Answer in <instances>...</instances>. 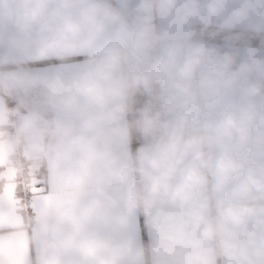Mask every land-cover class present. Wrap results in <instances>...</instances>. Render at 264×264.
<instances>
[{
    "label": "crops",
    "instance_id": "1",
    "mask_svg": "<svg viewBox=\"0 0 264 264\" xmlns=\"http://www.w3.org/2000/svg\"><path fill=\"white\" fill-rule=\"evenodd\" d=\"M187 2L176 0V6ZM191 2L199 15L185 22L175 14L155 18L154 38L146 54L125 66L126 71L148 75L151 85L157 86L165 135L186 119V139L204 121L237 106L248 83L259 84L255 99L258 105L264 104V51L253 54L236 49L230 53L236 59L245 58L249 65H244L204 48L211 40L203 31L191 35L193 25L264 32V0H222L214 15L209 13L214 0ZM138 3L0 0V194L5 197L0 201V225H13L11 231L0 233V242L6 247L12 243L16 251L30 245L32 264H241L220 244L229 239L223 230L222 208L243 175L235 173L220 184L215 161L224 147L208 140L193 148L178 166L169 181L173 187L181 182V170L189 166L198 168L204 178L190 189L186 203L174 201L170 195L152 197L144 184L145 200L134 204L130 184L122 180V174L158 142L132 150L127 111L119 119L111 118L117 105L123 102L127 106L126 98L110 100L101 107L79 91L80 85L94 77L102 49L115 43L132 51L131 34L139 24L134 12ZM95 6L109 16L102 29L89 32L82 13ZM71 25L79 31H71ZM125 25L127 31L122 30ZM198 47L204 50L203 60L191 77L185 78L181 68ZM172 48L178 52L176 63L163 71L160 66ZM242 68L247 69L243 74ZM206 77L220 82L219 95L201 88ZM233 78L234 83L226 84ZM192 95L196 96L194 102H190ZM8 124L14 126L32 168V188L41 184L47 190L45 201L29 210L31 220L20 205L10 202L18 188L9 165ZM262 135L264 127L257 121L249 144L243 149L232 147V154L247 167H264ZM234 144L230 142V146ZM197 151L204 153L203 160L194 158ZM40 163L45 174L37 177ZM256 203L259 206L264 200ZM180 228L198 247L165 240ZM209 228L215 229L216 235L205 236ZM247 231L255 232V246L264 242V226L255 220L249 222ZM94 240L118 241L123 250L113 257L93 250ZM189 257L194 258L190 261ZM253 259L264 264V257Z\"/></svg>",
    "mask_w": 264,
    "mask_h": 264
},
{
    "label": "clouds",
    "instance_id": "2",
    "mask_svg": "<svg viewBox=\"0 0 264 264\" xmlns=\"http://www.w3.org/2000/svg\"><path fill=\"white\" fill-rule=\"evenodd\" d=\"M221 3L222 0H214L209 5V13L212 15L218 13ZM134 12L138 16L139 24L131 34L132 51L129 52L125 47L115 43L105 47L98 54L99 62L94 77L79 86L81 93L89 96L101 107L113 99L123 101L141 87L151 89V80L148 75L138 71H126L125 66L132 65L137 57H143L146 54L154 38L152 21L155 18L164 19L175 14L181 22H185L189 17L199 15L197 6L191 0L179 7L176 6V0H139ZM82 15L86 28L91 32L103 28L109 13L95 6L86 9ZM70 30L79 31L75 25H71ZM122 30L127 31V26L125 25ZM177 54L175 48L167 52L160 66L163 71H169L175 65ZM203 57V48H194L181 68V75L185 78L191 77L201 64ZM246 71V68H242L241 74ZM234 82L235 78L227 81L226 84L231 85ZM220 87V82L210 77L201 81V88L212 95H219ZM184 90L187 91V89ZM259 93V84L244 85L241 101L237 106H229L225 113L204 121L187 139L184 133L186 119L182 120L179 125L166 133L154 150L142 152L135 165L126 169L121 177L124 182L130 184L131 199L134 204L144 202L145 193L142 187L144 184L148 185V193L152 197L161 194L170 195L174 201L186 203L190 199V189L200 185L204 180L199 169L189 166L181 170V182L175 187L169 181L193 148L208 140L221 144L224 152L215 161L220 184L225 183L235 173L242 172L243 175L233 189L229 202L222 208L223 230L229 239L222 240L220 244L230 257L240 261L241 264L245 262L256 264L254 256L264 257V242L258 247L255 246V232L247 231L251 220L264 226V204L257 206L256 203V201L264 200V167H247L232 154V147L243 149L249 144L252 138L251 128L255 122L259 121L264 127V104L258 105L255 99ZM195 100L196 96L192 95L190 102ZM127 110V106L122 102L113 110L111 118L119 119ZM154 129V121L146 117L141 130L144 134L151 135ZM259 139L264 140V135ZM233 141L235 144L230 146V142ZM194 158L203 160L204 153L197 151ZM207 163L205 161L206 166ZM204 234L211 237L216 235V230L209 228ZM165 240L172 244L198 247V242L185 238L182 228L177 229L174 234L167 235ZM91 248L118 257L123 250V245L118 241L94 240L91 242ZM167 250L172 251V248L168 247ZM193 258L189 257V260Z\"/></svg>",
    "mask_w": 264,
    "mask_h": 264
},
{
    "label": "trees",
    "instance_id": "3",
    "mask_svg": "<svg viewBox=\"0 0 264 264\" xmlns=\"http://www.w3.org/2000/svg\"><path fill=\"white\" fill-rule=\"evenodd\" d=\"M207 29H219L224 32H233L241 34V36L252 37L249 46L264 48V32L254 31L250 29L228 28L223 26H199L193 25L191 27V35L197 36L200 31H207ZM237 36V35H236ZM210 40L209 36H205ZM127 115L129 125V137L132 150L136 146L145 143L159 142L166 135L164 133V126L162 122L161 107L159 92L156 85H151V89L140 88L138 91L131 93L126 97ZM151 118L155 123V129L151 135H146L141 130L145 118ZM45 174V168L40 163L35 170V176L42 177Z\"/></svg>",
    "mask_w": 264,
    "mask_h": 264
},
{
    "label": "snow or ice",
    "instance_id": "4",
    "mask_svg": "<svg viewBox=\"0 0 264 264\" xmlns=\"http://www.w3.org/2000/svg\"><path fill=\"white\" fill-rule=\"evenodd\" d=\"M46 189L41 184H36L33 188L25 189L22 192H13L11 203L13 205L28 206L29 210L38 208L46 199ZM5 197L0 194V201ZM13 225H0V233L11 231ZM33 252L30 245H23L16 251L13 244L7 247L0 242V264H32Z\"/></svg>",
    "mask_w": 264,
    "mask_h": 264
},
{
    "label": "built area",
    "instance_id": "5",
    "mask_svg": "<svg viewBox=\"0 0 264 264\" xmlns=\"http://www.w3.org/2000/svg\"><path fill=\"white\" fill-rule=\"evenodd\" d=\"M7 131V140L9 144V165L13 173V181L18 188V192H22L25 189L32 188L33 184V175L32 168L29 165L20 139L18 138L15 128L13 125H6ZM21 208L25 211L26 218L28 220L32 219V214L29 211L28 206L20 205Z\"/></svg>",
    "mask_w": 264,
    "mask_h": 264
},
{
    "label": "rangeland",
    "instance_id": "6",
    "mask_svg": "<svg viewBox=\"0 0 264 264\" xmlns=\"http://www.w3.org/2000/svg\"><path fill=\"white\" fill-rule=\"evenodd\" d=\"M205 33V36L208 35L210 38V42L208 44L207 50L209 52H221L229 56L230 60L236 62H241V64L249 65L248 61L245 60V58L236 59V57H233L232 52H235L236 49L244 50V51H251L253 54L260 53L261 51H264V48L260 47H254L249 46L252 37H245L244 35L241 36V34H236L233 32H224L219 29H207V31L203 32ZM198 35V34H197ZM237 35V36H236Z\"/></svg>",
    "mask_w": 264,
    "mask_h": 264
}]
</instances>
